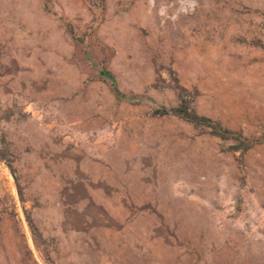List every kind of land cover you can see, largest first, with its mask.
Returning a JSON list of instances; mask_svg holds the SVG:
<instances>
[{"label":"rangeland","instance_id":"obj_1","mask_svg":"<svg viewBox=\"0 0 264 264\" xmlns=\"http://www.w3.org/2000/svg\"><path fill=\"white\" fill-rule=\"evenodd\" d=\"M0 149V264H264V0H0Z\"/></svg>","mask_w":264,"mask_h":264},{"label":"trees","instance_id":"obj_2","mask_svg":"<svg viewBox=\"0 0 264 264\" xmlns=\"http://www.w3.org/2000/svg\"><path fill=\"white\" fill-rule=\"evenodd\" d=\"M100 75L106 79H108L112 86L113 90L115 91L116 95L118 97H123L124 94L117 88L116 82L114 80V76L110 71H108L106 68H101ZM185 88H181L180 94H181V102L178 106L175 107H158L154 110V114L156 115H176L178 117H181L189 122L194 123L198 126H211L213 128V133L218 135L219 137L226 139V138H235L239 141H242V136L240 134L231 132L224 128H219L214 125L212 120L204 115L198 114L195 110H193L190 106V101L185 96ZM132 99H138L137 97H133ZM143 99V97H141ZM139 100V99H138ZM0 158L4 159L6 158V151L0 149Z\"/></svg>","mask_w":264,"mask_h":264}]
</instances>
